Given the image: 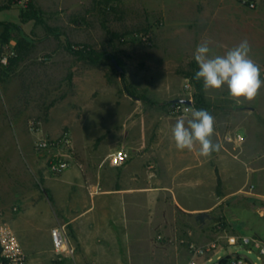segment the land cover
Masks as SVG:
<instances>
[{"label": "rangeland", "instance_id": "374dc122", "mask_svg": "<svg viewBox=\"0 0 264 264\" xmlns=\"http://www.w3.org/2000/svg\"><path fill=\"white\" fill-rule=\"evenodd\" d=\"M31 1L40 11V21L24 23L22 14ZM204 1L185 0L191 6L187 16L191 18L192 13L200 11ZM172 2L0 0V56L11 49L17 54L7 66L0 64V206L15 205V197L24 192L21 186L37 188L44 173L50 174V153L42 158L32 146L31 121L38 122L43 133H53L54 138L69 132L72 138L76 134L85 144L89 136L98 147L111 132L116 135L121 125L116 121L102 123L92 116L170 114L167 103L180 98L173 99L176 90L166 86L191 72L192 60L172 64V58H178L184 45L171 37L165 38L163 7ZM5 25L9 27V42ZM187 27L194 29V22ZM21 38L27 42L24 49L17 50ZM70 46L74 49L88 46L109 55L101 63L92 64L70 52ZM110 55L118 60L122 71ZM203 91L204 98L198 107L194 106L195 96L189 98L197 110L210 107L205 100L207 93L211 97L218 95L217 89L206 90L203 86ZM241 133L246 137L244 130ZM254 142L248 145V150L264 154V140L257 146ZM241 149L238 148L241 156H250ZM236 187L235 181L219 179L217 194L221 202L213 211L199 214L177 211L174 218L171 210L166 211L170 223L153 235L162 237L153 243L158 250L156 260L147 256L145 263L189 264L190 244L216 243L219 252L213 260L205 262L197 258L198 264H217L220 258L232 254L264 264V256L259 260L257 252L249 254L241 243L243 236L264 242V199L257 196L264 194V182L252 176L239 192L233 193ZM49 222V217H43L27 229L28 234H37L42 248L46 244L43 227ZM0 224L5 226L6 222L2 220ZM68 263L73 264V259L41 250L30 264Z\"/></svg>", "mask_w": 264, "mask_h": 264}, {"label": "crops", "instance_id": "0c3cea01", "mask_svg": "<svg viewBox=\"0 0 264 264\" xmlns=\"http://www.w3.org/2000/svg\"><path fill=\"white\" fill-rule=\"evenodd\" d=\"M190 8L185 0H173L163 7L165 38L184 44L178 58H172L173 65L194 59L197 46L205 42H209V55L215 56L247 40L250 58L264 78V0L255 10L237 0H205L191 18L187 16ZM190 22L194 29L187 27ZM180 77L166 86L176 90L173 99L185 97V77ZM206 95L210 105L206 110L215 121L212 141L219 145L218 151L206 157L199 154L198 143L192 150H178L172 137L176 121L191 118L193 104L179 117L136 113L92 116L102 123L116 121L121 129L116 135L111 132L98 147L89 136L84 144L74 134L76 162L70 169L59 176L44 173L39 187L23 185L24 192L15 197V205L0 206V223L4 220L16 234L29 264L41 250L53 251L50 232L59 225L67 227L76 248L73 264H146L145 257L155 259L158 252L153 246L158 236L153 235L170 223L166 211H172V218L177 211H213L221 202L219 179L235 181L233 193L252 176L264 182V154L248 150L253 139L256 146L264 140V85L250 101L231 97L226 84L217 96ZM231 133L243 135L241 146L226 141ZM44 134L54 138L53 133ZM238 148L250 156H241ZM118 150L127 153L128 161L116 168L109 157ZM257 196L264 199L263 193ZM43 217H49L50 222L43 227L46 244L42 248L37 234H28L27 229Z\"/></svg>", "mask_w": 264, "mask_h": 264}, {"label": "built area", "instance_id": "2783aa9c", "mask_svg": "<svg viewBox=\"0 0 264 264\" xmlns=\"http://www.w3.org/2000/svg\"><path fill=\"white\" fill-rule=\"evenodd\" d=\"M203 1V0H199ZM245 7L255 10L263 0H237ZM16 52L11 49L2 53L0 56V64L7 66L10 60L16 57ZM185 97L180 99H188L193 97L196 89L190 77L184 79ZM188 105L174 103L170 108V114L174 117H179L184 114V109ZM30 132L34 137L33 148L36 154L50 153L48 163V171L52 176H59L66 170L70 169L76 162V151L74 141L69 132L63 133L58 138L47 137L41 130L39 123L35 120L30 122ZM226 141L241 146L244 142V137L240 133H231L225 137ZM128 161V156L125 151L118 150L111 154L109 163L111 166L119 168L125 165ZM14 212L18 211L17 207L13 208ZM51 240L53 252L64 258L74 259L76 248L72 245L67 227L59 225L51 229ZM162 237L158 236L160 240ZM241 243L248 248V253L254 251L258 254V259L262 260L264 256V242L259 238L249 236L241 237ZM218 245L210 243L205 246L190 244L189 254L191 260L189 264H198L197 258L205 259V262H211L213 256L218 254ZM225 258V259H224ZM0 264H29L27 254L23 249L16 234L8 227L0 224ZM217 264H257L246 256L232 254L220 258Z\"/></svg>", "mask_w": 264, "mask_h": 264}, {"label": "clouds", "instance_id": "9594fccd", "mask_svg": "<svg viewBox=\"0 0 264 264\" xmlns=\"http://www.w3.org/2000/svg\"><path fill=\"white\" fill-rule=\"evenodd\" d=\"M209 42L197 46L194 60L198 71L194 79L203 80L208 89H220L225 84L231 97L253 100L259 93L264 80L261 79L260 67L250 58L251 47L247 40L229 49L223 55L210 56ZM214 117L206 109H192L191 118L185 121L178 119L172 128V137L178 150H192L199 144V154L209 156L219 150L214 144Z\"/></svg>", "mask_w": 264, "mask_h": 264}, {"label": "trees", "instance_id": "16d2710c", "mask_svg": "<svg viewBox=\"0 0 264 264\" xmlns=\"http://www.w3.org/2000/svg\"><path fill=\"white\" fill-rule=\"evenodd\" d=\"M22 20L24 23L28 21H32V20L40 21V11L39 9L36 8V6L34 5L32 1L29 2L28 4V10L22 14ZM5 26H6V34H5L6 42H9V27L8 25H5ZM18 28L20 29V27ZM26 42L27 41L25 38H21L20 40H18L17 50L24 49ZM69 50L70 52L75 54L80 60H87L91 62L92 64L101 63L102 60L106 57V55H109L108 53L98 52L88 46H85L83 49H74L72 46H70ZM110 56H111L110 58H113L112 55ZM112 60H116V62H118V60L115 58H113ZM189 67L191 69V72L184 73V75L185 77H190L194 83V86L196 89V92L194 94L195 100H196L194 102V106L198 107L200 105V101L204 98L203 80L194 79L195 73L199 70L198 65L194 59L190 61ZM0 77H1V74H0ZM167 105L171 108L174 105V102L170 101L167 103Z\"/></svg>", "mask_w": 264, "mask_h": 264}, {"label": "water", "instance_id": "95a60500", "mask_svg": "<svg viewBox=\"0 0 264 264\" xmlns=\"http://www.w3.org/2000/svg\"><path fill=\"white\" fill-rule=\"evenodd\" d=\"M113 63L115 64V66L117 67V69L119 71H122V68L118 66L116 60H113ZM174 103H181V104H184V105H192L193 102L191 100H188V99H176V100H173Z\"/></svg>", "mask_w": 264, "mask_h": 264}]
</instances>
